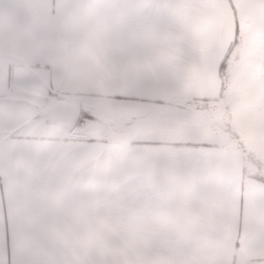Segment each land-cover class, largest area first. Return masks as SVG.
<instances>
[{"label":"crops","instance_id":"0c3cea01","mask_svg":"<svg viewBox=\"0 0 264 264\" xmlns=\"http://www.w3.org/2000/svg\"><path fill=\"white\" fill-rule=\"evenodd\" d=\"M172 35L186 42H165ZM189 37L205 61L195 81L169 70L185 67L179 53ZM230 41V19L206 0H0V264H91L74 229L91 226L99 195L92 185L105 195L108 179L118 188L130 181L133 210L141 212L132 226L174 229L184 264H264V118L257 112L234 124L242 145L148 137L132 143L128 167H116L117 159L108 167L106 157H92L90 141L76 137L79 124L42 114L53 95L46 99L37 87L51 80L83 110L87 95L103 89L91 69L114 67L133 80L140 69L161 67L166 86L156 92L181 97L206 84L215 96L213 60ZM232 56L231 111L248 109L239 83L259 70L238 51Z\"/></svg>","mask_w":264,"mask_h":264},{"label":"rangeland","instance_id":"374dc122","mask_svg":"<svg viewBox=\"0 0 264 264\" xmlns=\"http://www.w3.org/2000/svg\"><path fill=\"white\" fill-rule=\"evenodd\" d=\"M185 38L172 35L169 40H166L167 37L164 40L184 45ZM161 42L160 39L154 41L156 44ZM179 54L184 55L185 51ZM93 70L98 73L93 80L103 89L89 93L84 99L87 107L83 110L92 117L79 123L75 131L76 137L91 142L92 157H106L108 167L117 159L115 166L126 168L130 164L131 154H134L132 143L146 142L148 137L162 144L182 143L184 137L187 142L197 139L188 134L186 124L189 113L182 106L181 97L156 92L166 86L163 85L164 68H149L144 69V72L140 69V75L133 80L125 74L116 76L114 67ZM169 70L171 76L175 72L183 76L188 74L185 67ZM237 71V65L228 66L223 76L226 91L212 113L218 123L214 126L202 123L198 139H217L220 144L242 145L234 124L226 126L224 123L227 118L224 108L231 110L232 82ZM150 74H154L153 77ZM148 78L153 82L146 81ZM120 80L121 84L118 82ZM120 95L128 96L124 98ZM141 96H157L158 99H144ZM107 170L109 172L112 169ZM106 183L105 195H100L102 188L98 192L92 185V191L99 195L92 196L91 226L74 229L76 241L80 240L81 247L90 249L91 264H184L185 257L180 254L183 246L180 237L170 234L174 229L132 226L131 220L141 219V212L137 216L133 210L137 205L133 202L130 181H125L120 188L115 186L118 183L116 179H108Z\"/></svg>","mask_w":264,"mask_h":264},{"label":"snow or ice","instance_id":"6c2138e0","mask_svg":"<svg viewBox=\"0 0 264 264\" xmlns=\"http://www.w3.org/2000/svg\"><path fill=\"white\" fill-rule=\"evenodd\" d=\"M207 3L219 5L226 19H230L231 41L225 56L218 62L213 60L216 79L220 82L216 90V95H208L207 85H202L197 91L195 88H189L181 94L183 107L188 111L187 120L188 134L197 137L190 141L201 147L207 144V141L198 139L200 135V126L206 123L214 126L218 122L213 119L212 113L216 111L215 105L223 98L226 87L223 82V76L227 71L228 62L233 59L232 53L238 51V58H242L246 63L256 67L259 71L254 81H241L239 88L244 92L248 109L241 108L231 111L224 108L226 113L225 125L235 124L245 121L249 115V109L254 110L258 115L264 118V0H206ZM184 65L189 73L190 79L195 81L205 66V61L201 51L194 38L189 37L185 45ZM208 57H214L212 49L208 50ZM37 87L47 99L54 95L52 100L62 103L59 90L51 80L39 82ZM55 88V93H52ZM90 119L87 113L82 114L77 123H82Z\"/></svg>","mask_w":264,"mask_h":264},{"label":"water","instance_id":"95a60500","mask_svg":"<svg viewBox=\"0 0 264 264\" xmlns=\"http://www.w3.org/2000/svg\"><path fill=\"white\" fill-rule=\"evenodd\" d=\"M52 96L47 106L42 108L41 112L53 121H62L69 128H74L78 125L77 121L82 116V106L78 103H71L62 98V103L52 100ZM61 99V98H58Z\"/></svg>","mask_w":264,"mask_h":264},{"label":"trees","instance_id":"16d2710c","mask_svg":"<svg viewBox=\"0 0 264 264\" xmlns=\"http://www.w3.org/2000/svg\"><path fill=\"white\" fill-rule=\"evenodd\" d=\"M54 94V93H53ZM54 96V95H53ZM87 113L86 111L82 110V114ZM88 114V113H87ZM89 115V114H88ZM89 117H92L91 115H89ZM79 124V123H78Z\"/></svg>","mask_w":264,"mask_h":264},{"label":"flooded vegetation","instance_id":"af4514ba","mask_svg":"<svg viewBox=\"0 0 264 264\" xmlns=\"http://www.w3.org/2000/svg\"><path fill=\"white\" fill-rule=\"evenodd\" d=\"M58 98H61V97H58Z\"/></svg>","mask_w":264,"mask_h":264}]
</instances>
